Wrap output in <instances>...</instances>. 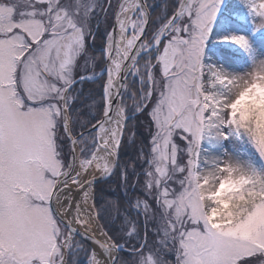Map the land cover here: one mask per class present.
<instances>
[{"label": "snow or ice", "instance_id": "snow-or-ice-1", "mask_svg": "<svg viewBox=\"0 0 264 264\" xmlns=\"http://www.w3.org/2000/svg\"><path fill=\"white\" fill-rule=\"evenodd\" d=\"M0 264H264V0H0Z\"/></svg>", "mask_w": 264, "mask_h": 264}, {"label": "trees", "instance_id": "trees-1", "mask_svg": "<svg viewBox=\"0 0 264 264\" xmlns=\"http://www.w3.org/2000/svg\"><path fill=\"white\" fill-rule=\"evenodd\" d=\"M97 44L99 45V41H97ZM91 88H95L96 86L95 85H91L89 86ZM141 131H143V129H141ZM138 142V145H139V140L137 141ZM135 156H136V149H135V146L133 148H130L128 151H123L122 150V156H121V160L123 163H129L130 161L134 160L135 159ZM106 186H109L107 184H104L102 185V187L105 189V192H102V193H98L101 198H105L107 195H108V187Z\"/></svg>", "mask_w": 264, "mask_h": 264}, {"label": "rangeland", "instance_id": "rangeland-1", "mask_svg": "<svg viewBox=\"0 0 264 264\" xmlns=\"http://www.w3.org/2000/svg\"><path fill=\"white\" fill-rule=\"evenodd\" d=\"M139 145H138V142H137V145H135V149L137 150V147H138ZM134 146H129V147H127L126 149H124L123 151H128L130 148H133ZM122 156V155H121ZM106 187H108L109 188V186H106Z\"/></svg>", "mask_w": 264, "mask_h": 264}]
</instances>
